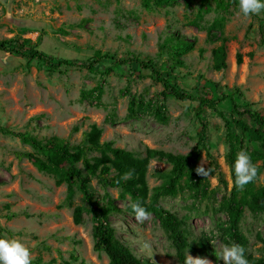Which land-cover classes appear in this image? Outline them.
Instances as JSON below:
<instances>
[{"label": "rangeland", "instance_id": "obj_1", "mask_svg": "<svg viewBox=\"0 0 264 264\" xmlns=\"http://www.w3.org/2000/svg\"><path fill=\"white\" fill-rule=\"evenodd\" d=\"M217 1L179 0L148 11L141 0H0V39H27L46 55L79 62L90 59L96 50L119 59L131 51L151 58L163 77L186 90L197 87L200 94L208 92L201 87L206 79L218 84V92L230 93L238 87L243 96L236 101L263 112L264 11L243 17L239 0H224L229 2L225 9L217 6ZM206 5L209 10L197 19L198 9ZM218 18H223L222 27L208 32ZM219 32L226 38V68L217 70L212 66V49L220 41H210L208 33ZM168 37L194 41L192 50L180 57L182 64L173 70L167 51L158 55L159 46ZM237 53L241 54L239 63ZM96 86H101L98 98H82V92ZM161 89L149 70H136L133 64L103 59L92 72L75 66L48 71L36 59L28 61L0 50V125L38 138L58 136L78 143L95 123L102 130L100 141H110L138 156H144L146 148L186 154L195 147L200 130L197 102L171 96L162 100L158 95ZM141 96L163 103L167 121L145 113L129 118V100ZM218 108L230 115L228 99ZM202 116L207 131L204 147L197 145L201 149L199 165L208 167L206 151L217 163L213 164L215 173L208 175L209 194L201 198L184 190L160 197L159 203L184 221L189 242L206 240L209 252L199 254L189 248L186 255L220 264L224 263L223 249L232 240L226 234L227 216L219 203L228 196L232 182L225 159L223 121L207 107H203ZM244 119L249 122L248 117ZM244 142L249 149L262 151L248 136ZM29 150L17 137L0 132V237L20 240L30 249L32 264H108L103 251L93 250L91 214L84 211L81 223L73 222L74 207H87L80 192L68 198L65 183L57 185L53 175L38 171L28 159L14 154ZM170 166L158 157L149 159L145 175L149 194L163 181L161 172ZM263 184L264 170H260L255 185ZM88 187L94 204L104 205L110 199L118 207L109 212V222L116 238L135 256L154 264H180L171 239L154 215L148 213L146 219L137 221L127 209L130 196H120L119 188L103 186L96 178L90 179ZM239 229L246 236L247 253L261 256L264 212L253 213L244 206Z\"/></svg>", "mask_w": 264, "mask_h": 264}, {"label": "trees", "instance_id": "obj_2", "mask_svg": "<svg viewBox=\"0 0 264 264\" xmlns=\"http://www.w3.org/2000/svg\"><path fill=\"white\" fill-rule=\"evenodd\" d=\"M179 0H141V6L148 10L163 7ZM187 1V0H185ZM229 5V2L218 0L217 6L223 9ZM209 10V5L201 6L196 13V18L201 19L203 14ZM222 19H214L208 27V32L212 29L222 27ZM210 41L219 40L220 44L212 49L213 68H226V47L225 37L221 32L217 35L208 33ZM27 39L8 38L0 39V50L18 54L26 57L27 60H38L48 71L60 70L61 67H79L86 68L92 72L96 70L103 59H107L115 64H133L136 70L147 69L150 77L162 85L158 95L162 100L173 97L177 100L196 101V115L200 123V130L197 133V142L186 154L165 152L158 149L146 148L144 156H138L133 151L113 146L110 141H100L101 128L95 123L91 124L89 129L83 133L82 139L78 143H70L58 136L38 138L28 131L15 132L5 126L0 125V132L17 137L22 143L30 147L29 151H15L18 159H28L38 171L53 175L55 183L66 184L67 196L78 191L82 199L87 203V207L76 205L73 210L72 219L75 224L81 223L83 212L91 214L93 250L103 251L108 264H154L152 261L139 258L133 254L128 246L123 244L115 236V231L109 222L108 215L110 211L118 210L109 199L104 205L94 204V196L90 191L88 184L90 179L96 178L103 186L116 187L120 189V196H130L131 203L127 209L132 212V204L140 203L149 214L154 215L158 220L160 227L167 233L175 249V255L180 264H185L187 255L186 250L191 249L196 253L203 254L209 252L206 240L199 238L197 241L189 242L187 239V228L184 221L178 218L174 213L163 208L159 203L162 196H173L181 191L187 190L193 192L194 196L205 197L209 194L208 175L215 173L213 164L217 163L206 151L209 159L207 168L209 174L202 176L195 169L200 166L201 149L197 145L204 147V140L207 131V123L202 116L203 107L211 109L223 121L225 129L224 140L227 145L225 154L226 162L229 166L232 186L228 196L224 195L219 203L221 209L227 216L226 234L232 240V243H238L245 249L244 255L248 264H264V237L259 238L262 243L263 254L259 257H253L246 251L247 239L239 229V220L243 214V208L246 206L251 212H264V184L256 187L260 170H264V111L252 109L250 105L241 106L236 98L243 96L238 87H234L230 93L218 92L216 82L206 79L201 85L209 91L200 94L197 87L186 90L177 82H171L162 76V72L157 69L151 58H142L139 55L128 51L124 59H119L115 54L100 50L94 51L92 57L86 61L69 60L66 58H56L41 52L34 46L28 44ZM194 46V41H189L181 37H168L163 44L159 46L158 55L164 50L167 51L171 61L170 69L182 64L180 57ZM236 61L241 62V54H236ZM111 71V68H107ZM210 92V93H209ZM96 93V94H95ZM101 94V86L92 87L86 92H82V98L87 95H95L97 98ZM229 100L230 115L226 116L218 108V104ZM153 115L160 122L167 121L166 107L163 103L151 99L144 100L141 96L129 100L127 107V116L129 118H139L142 114ZM249 118L247 122L244 117ZM248 136L250 140L256 141L262 148V151L249 149L245 145L244 139ZM241 149L246 150L256 165V177L242 188L235 186V177L232 172V165L235 155ZM93 152L96 155H90ZM158 157L168 162L171 166L167 171L161 172L163 181L149 189L146 184V171L149 159ZM260 161L259 164H256ZM217 178L223 180L222 173H217ZM133 213V212H132ZM68 263V262H64ZM224 264V263H220Z\"/></svg>", "mask_w": 264, "mask_h": 264}, {"label": "clouds", "instance_id": "obj_3", "mask_svg": "<svg viewBox=\"0 0 264 264\" xmlns=\"http://www.w3.org/2000/svg\"><path fill=\"white\" fill-rule=\"evenodd\" d=\"M262 11H264V0H239V12L243 17L258 15ZM195 171L204 177L209 174L208 169L202 166H198ZM232 172L237 188H242L256 177V165L246 150L241 149L236 153ZM131 207L137 221L147 218L148 212L140 203H133ZM244 251L242 245L231 243L224 247L221 258L224 264H248ZM0 264H32L30 249L18 239L0 237ZM185 264H210V262L207 259L187 256Z\"/></svg>", "mask_w": 264, "mask_h": 264}]
</instances>
